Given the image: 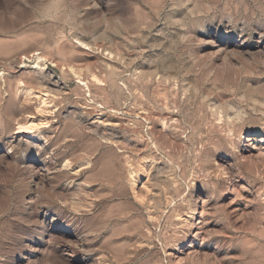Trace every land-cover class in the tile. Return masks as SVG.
Instances as JSON below:
<instances>
[{
    "label": "rangeland",
    "instance_id": "374dc122",
    "mask_svg": "<svg viewBox=\"0 0 264 264\" xmlns=\"http://www.w3.org/2000/svg\"><path fill=\"white\" fill-rule=\"evenodd\" d=\"M0 264H264V0H0Z\"/></svg>",
    "mask_w": 264,
    "mask_h": 264
},
{
    "label": "bare ground",
    "instance_id": "6f19581e",
    "mask_svg": "<svg viewBox=\"0 0 264 264\" xmlns=\"http://www.w3.org/2000/svg\"><path fill=\"white\" fill-rule=\"evenodd\" d=\"M40 59H41V57L38 58V61H40ZM38 63H39V62H38ZM75 72H76V71H75ZM94 78L96 79V81L100 82V78H98L97 76H94ZM101 84H102V83H101ZM164 121H165V120H164ZM30 124H31V123H30ZM163 124H165V123H163ZM23 125H24V124H23ZM21 126H22V125H21ZM30 126H31V125H30ZM30 126H29V127H30ZM22 127H23V126H22ZM22 127H21V128H22ZM25 127H26V126H25ZM29 127H28V128H29ZM33 127H34V126H33ZM28 128H27V129H28ZM23 129H26V128H23ZM31 130H32V129H30V131H31Z\"/></svg>",
    "mask_w": 264,
    "mask_h": 264
}]
</instances>
